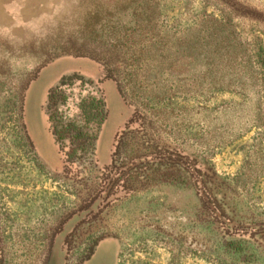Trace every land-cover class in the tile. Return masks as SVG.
Wrapping results in <instances>:
<instances>
[{"label": "rangeland", "instance_id": "1", "mask_svg": "<svg viewBox=\"0 0 264 264\" xmlns=\"http://www.w3.org/2000/svg\"><path fill=\"white\" fill-rule=\"evenodd\" d=\"M117 1L0 0V264H264V68L256 80L249 59L264 63V0H159L163 41L128 62L102 43L138 32ZM210 20L228 22L224 36L244 62L209 56ZM82 42L102 47L97 60L61 53L40 65L49 49ZM74 73L84 82L65 86L64 115L77 119L89 94L107 116L93 164L64 169L46 102ZM116 148L125 163L155 149L194 159L226 225L192 186L161 181L156 164L127 178L134 190L107 208L82 212Z\"/></svg>", "mask_w": 264, "mask_h": 264}, {"label": "trees", "instance_id": "2", "mask_svg": "<svg viewBox=\"0 0 264 264\" xmlns=\"http://www.w3.org/2000/svg\"><path fill=\"white\" fill-rule=\"evenodd\" d=\"M113 7L122 13L126 11L132 12L134 17H136L135 22H137L138 32L131 31L132 33L122 36L124 43L117 35H113L106 41L102 40L104 41L102 43L106 51L110 53L117 52L118 55H121L119 56L121 60H127V62L129 60L140 61L147 54L148 47L152 48L153 46L161 44L163 36L160 37L158 31L161 27V23L159 22L161 13L159 0H118L113 4ZM94 16L97 17V14ZM210 23L211 25L207 24V27H212L210 33H208L209 43L211 42L212 44L210 47L211 51L209 50V56L217 52L222 59H227L233 63L244 62V52L235 49V45H230L227 36H224V34L230 31L228 22H225V24L222 22L220 24H212L210 20ZM134 33L140 38L138 39V43L134 40ZM83 40H85L84 37ZM61 53H74L77 57L88 55L90 59L97 60V56L102 54V47L97 43L90 45L88 42H82V44L69 49L51 48L43 53L44 55L41 58L40 65L46 64L52 58H58ZM259 56L260 54H255V57H249L253 62L252 70L256 80L260 79L262 76L261 70L264 68L263 61H259L258 59ZM121 60L118 61L116 58L115 63L118 62L120 65ZM114 71L116 70L111 69L107 71L108 74L105 76L115 83L119 96L123 100H126L124 96V82L114 76ZM37 73L33 74L29 81L34 80ZM74 81L84 82V78L76 73L71 76H63L59 81V85L48 91L46 102V112L51 135L58 147L59 153H62L64 156V169L70 168L74 164L79 166L93 164L92 157L95 151V143L101 126L107 116L104 99L89 94L77 99V119L64 115L61 106H65L70 98V94L67 93L65 86L72 84ZM137 117L140 118V113L134 111L133 119L129 124L134 123ZM117 152L118 148H116L113 154L111 164L104 168L106 172L105 180L100 184L99 189L85 200L83 207H81L82 212L90 213V209L93 207L98 211L107 208L112 202L121 198L123 191L127 193L134 190L133 187L128 185L127 178L131 175L143 177L139 173L145 174L150 169L147 168L149 164H156L160 167H165L159 173L161 181L176 184L184 183L192 186L200 194L206 213L217 222L225 224L224 219H226V215L208 189L206 174L197 167L194 159L178 151L155 149L147 155L134 157L125 163L123 159L120 160L117 157ZM96 245L97 243H94L90 246V250L82 262H85L91 257L93 248Z\"/></svg>", "mask_w": 264, "mask_h": 264}]
</instances>
